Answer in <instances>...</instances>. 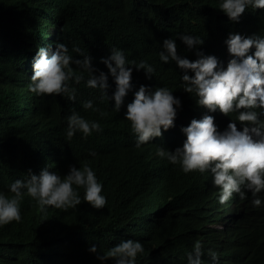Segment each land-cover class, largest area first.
I'll return each instance as SVG.
<instances>
[{
	"label": "trees",
	"instance_id": "obj_1",
	"mask_svg": "<svg viewBox=\"0 0 264 264\" xmlns=\"http://www.w3.org/2000/svg\"><path fill=\"white\" fill-rule=\"evenodd\" d=\"M220 3L0 0V190L17 179L26 180L29 170L33 174L39 167H48L64 176L70 165L88 162L107 200L97 211L84 200L80 188L81 204L67 211L51 207L41 212L38 206L30 211L21 204V221L0 226V264H115L112 259H97V254H105L123 235L136 236L144 247L136 264H188L196 241L203 245L202 264H264V191L256 197L246 191L245 199L234 193L221 204L211 172L186 175L178 171V164L157 155L159 147L168 151L182 147L186 137L181 128L192 119L212 115L221 132L237 120V113L225 116L198 106L196 95L183 91V73L175 62L159 59L163 41L171 38L178 55L194 61L200 51L226 67L232 58L225 43L229 34L264 37V9L249 6L234 22L219 9ZM181 34L199 37L203 43L189 49ZM57 43L65 44L74 59H83L72 51L80 48L92 57V66L105 73L101 61L112 48L123 50L129 61L146 60L155 72L147 78L143 69L133 67V87L118 112L114 101L102 99L99 89L87 86L88 73L75 64V73L84 77L80 83L69 81L76 89L75 101L59 95L38 96L28 88L34 58L40 47L51 46L54 51ZM108 84L111 97L115 91L111 76ZM141 85L169 88L181 106L175 126L163 132L164 138H153L137 148V137L124 113ZM86 101L107 115L85 109ZM73 111L98 122L102 131L87 137L77 132L69 140L67 117ZM254 198L261 200L259 207L253 206ZM93 245L98 253L89 251ZM209 250L217 254L216 260Z\"/></svg>",
	"mask_w": 264,
	"mask_h": 264
},
{
	"label": "clouds",
	"instance_id": "obj_2",
	"mask_svg": "<svg viewBox=\"0 0 264 264\" xmlns=\"http://www.w3.org/2000/svg\"><path fill=\"white\" fill-rule=\"evenodd\" d=\"M249 6L264 9V0H222L219 9L229 20L238 22ZM179 38L189 49L203 43V39L192 35L181 34ZM225 43L232 57L226 67H222L215 56L200 51L195 53L198 58L194 61L178 55L175 40L171 38L163 41V50L159 53L162 62H175L181 70L183 91L194 93L198 106L210 113L219 110L225 116L238 114L237 120L228 123L222 132L217 130L212 115L205 114L199 120L192 119L187 127L181 128L186 137L182 147L174 151L162 147L157 149L159 157L166 158L173 165L178 164L176 167L180 173L190 175L196 171L211 172L214 185L220 189L221 204L227 202L234 193L245 199L246 191L251 192L253 197L264 191V119H261L264 117V37L231 33ZM50 48L40 47L33 61V74L28 88L38 96L59 95L75 101L76 89L70 87L69 81L80 83L84 79L82 74L75 73L72 68L75 64L82 72L88 73L87 86L99 89L102 99L114 101L113 109L118 112L133 87V67L143 69L147 78H151L155 72L154 66L146 60L139 63L129 61L123 50L117 48H112L111 54L101 61L107 73L95 69L92 57L85 55L78 47H73L72 51L83 59H74L63 43H57L54 51H50ZM250 49L252 54L248 55ZM109 76L115 83L111 97L107 95ZM172 92L167 87L153 90L144 85L134 92V99L127 104L124 118L130 122L131 130L137 137V148H142V144L153 138H164L163 134L166 133L163 132L175 126L181 101ZM83 107L100 112L102 117L107 115L93 108L92 101L84 102ZM240 123L243 125L242 130H239ZM94 131H102L98 122L85 119L75 111L67 117L69 140L77 132L87 137ZM90 155L96 154L91 152ZM80 188L84 189V200L95 210L105 207L107 200L101 194L102 184L88 162L80 167L70 165L64 176L49 171L48 167H39L33 174L29 170L26 180L17 179L10 187L0 190V226L21 221V204L28 206L30 211L37 210L38 206L41 212L51 207L65 211L75 208L81 204ZM252 204L259 207L261 200L254 198ZM64 224L67 225V221ZM115 240L118 242L105 254H99L95 245L89 251L98 253L97 259L101 261L112 259L115 264H136L137 256L144 252L136 236L123 235ZM202 249V243L196 241L188 253V264H202ZM209 255L213 260L217 259L214 251L209 250Z\"/></svg>",
	"mask_w": 264,
	"mask_h": 264
},
{
	"label": "rangeland",
	"instance_id": "obj_3",
	"mask_svg": "<svg viewBox=\"0 0 264 264\" xmlns=\"http://www.w3.org/2000/svg\"><path fill=\"white\" fill-rule=\"evenodd\" d=\"M191 206H192V203H191Z\"/></svg>",
	"mask_w": 264,
	"mask_h": 264
}]
</instances>
